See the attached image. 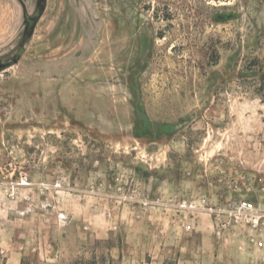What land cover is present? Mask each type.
Instances as JSON below:
<instances>
[{
  "label": "rangeland",
  "instance_id": "1",
  "mask_svg": "<svg viewBox=\"0 0 264 264\" xmlns=\"http://www.w3.org/2000/svg\"><path fill=\"white\" fill-rule=\"evenodd\" d=\"M15 60L0 264H73L97 241L122 264H264V0H0ZM235 200L259 227L218 225L208 208Z\"/></svg>",
  "mask_w": 264,
  "mask_h": 264
},
{
  "label": "built area",
  "instance_id": "2",
  "mask_svg": "<svg viewBox=\"0 0 264 264\" xmlns=\"http://www.w3.org/2000/svg\"><path fill=\"white\" fill-rule=\"evenodd\" d=\"M134 202L140 204L141 207H153L155 205H161L162 203L158 199H153L150 196L148 198H133ZM211 214L215 215V220L218 225L226 226V221L229 218L230 222L235 226H249L251 228L259 227L261 219L259 218L258 211L255 204L249 200H235L228 202L225 206H217L208 208ZM219 228V227H218Z\"/></svg>",
  "mask_w": 264,
  "mask_h": 264
},
{
  "label": "trees",
  "instance_id": "3",
  "mask_svg": "<svg viewBox=\"0 0 264 264\" xmlns=\"http://www.w3.org/2000/svg\"><path fill=\"white\" fill-rule=\"evenodd\" d=\"M39 13H35L34 15H27V26L29 30H32L35 23L39 20ZM27 39V37H26ZM106 249L107 252H103L101 254H97V249ZM113 248L111 242H96V249L92 252L89 257L83 255L82 257L77 258L73 264H122L123 256L122 253L119 254L118 258H115L110 249Z\"/></svg>",
  "mask_w": 264,
  "mask_h": 264
},
{
  "label": "water",
  "instance_id": "4",
  "mask_svg": "<svg viewBox=\"0 0 264 264\" xmlns=\"http://www.w3.org/2000/svg\"><path fill=\"white\" fill-rule=\"evenodd\" d=\"M17 61H13V62H9V63H0V71L5 70L9 67H11L12 65H14ZM138 117L143 120L145 123H147V117L146 115L141 112L140 110L137 111Z\"/></svg>",
  "mask_w": 264,
  "mask_h": 264
},
{
  "label": "crops",
  "instance_id": "5",
  "mask_svg": "<svg viewBox=\"0 0 264 264\" xmlns=\"http://www.w3.org/2000/svg\"><path fill=\"white\" fill-rule=\"evenodd\" d=\"M151 230H154L153 226L150 225ZM214 258L218 259V256L214 255Z\"/></svg>",
  "mask_w": 264,
  "mask_h": 264
}]
</instances>
